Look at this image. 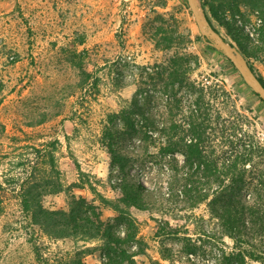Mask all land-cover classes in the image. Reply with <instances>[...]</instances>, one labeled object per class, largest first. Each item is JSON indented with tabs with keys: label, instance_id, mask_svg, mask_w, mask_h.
<instances>
[{
	"label": "rangeland",
	"instance_id": "374dc122",
	"mask_svg": "<svg viewBox=\"0 0 264 264\" xmlns=\"http://www.w3.org/2000/svg\"><path fill=\"white\" fill-rule=\"evenodd\" d=\"M199 2L235 27L254 53L248 62L264 79L260 10L249 0ZM179 62L184 81L173 84V95L165 83ZM196 100L207 114L212 156L241 149L252 135L264 146V105L207 49L186 0H0V182H16L1 193L0 264H73L86 246L96 250L83 264L89 256L90 264L106 261L102 241L49 239L21 211L17 184L32 172L50 174L43 151L53 149L69 191L44 196V207L67 209L74 194L93 201L104 223L119 231L115 212L89 184L114 199L119 183L136 181L147 188V209H131L141 241L132 246L143 251L133 258L137 264H222L221 250L232 242L219 239L205 203L191 206L178 194L188 170L182 154L159 150L162 124L176 121L187 129ZM143 135L152 138L143 141ZM112 150L123 160L113 161ZM204 187L211 192L213 185Z\"/></svg>",
	"mask_w": 264,
	"mask_h": 264
},
{
	"label": "trees",
	"instance_id": "16d2710c",
	"mask_svg": "<svg viewBox=\"0 0 264 264\" xmlns=\"http://www.w3.org/2000/svg\"><path fill=\"white\" fill-rule=\"evenodd\" d=\"M249 1L260 10L262 15L259 46L264 50V0ZM204 11L208 22L216 31L218 29L212 23V18L239 44V51L250 68L255 71L248 62L254 53L250 47L243 45L237 39L235 27L216 15L213 8L209 7ZM206 47L210 52H217L207 44ZM217 53L232 70L237 72L226 57ZM184 60L185 58H180V61ZM180 66L179 62L171 68L167 75L168 81L165 83L166 87L170 86L169 91L173 95V84L176 82L181 84L184 81V78L178 77ZM256 75L264 86L263 77L257 73ZM244 86L254 94L249 87L245 84ZM174 100L176 105L181 103L177 98ZM259 101L262 103L260 99ZM190 113L187 129H182L183 125L176 121H171L169 126L163 123L161 128V136L164 138L163 146L159 149L161 156L179 152L183 156V167L188 168L186 171L181 170L182 183L178 194L189 198L191 206L205 203L210 216L217 222L219 239L228 238L232 242L227 250H221L222 264L264 263V146L252 135L249 142L244 143L241 149L224 151L222 155L214 157L206 149L208 118L199 100H196V105ZM130 126H133V123H130ZM143 136L141 137L143 141L152 138L151 135ZM53 150L43 151L50 174L45 170L41 175L32 172L29 173L28 178L25 177L17 184L16 196L21 211L29 218V223L36 225L49 239L74 238L82 241L95 239L102 241L100 249L106 250V261L103 264H137L133 258L143 251L132 246L133 244L140 246L141 241L137 237V224L132 217L131 209H147L142 196L147 188L142 183L125 180L118 184L117 189L121 195L110 199L95 191L93 185L89 184V189L95 192L99 203L107 205L115 212V223L121 227L119 231H115L113 225L104 223L101 219L102 211L93 201L76 197L74 194H69L67 209H48L42 203L44 196L69 191L55 166ZM112 152L113 161L123 160L122 156L114 155L113 150ZM15 183L11 177L0 182V212L3 210L1 193L5 192L7 186ZM210 185L213 187L211 192H208L204 186ZM168 232L175 235L178 230L168 225ZM203 234L207 235V232L203 231ZM184 238V240L189 239V237ZM95 250V246L83 247L81 256L73 264H83L82 257L92 254ZM186 251L190 252L191 247H187Z\"/></svg>",
	"mask_w": 264,
	"mask_h": 264
},
{
	"label": "water",
	"instance_id": "95a60500",
	"mask_svg": "<svg viewBox=\"0 0 264 264\" xmlns=\"http://www.w3.org/2000/svg\"><path fill=\"white\" fill-rule=\"evenodd\" d=\"M186 2L202 41L229 60L241 77L243 83L249 87L264 104V86L259 81L255 72L250 68L243 54L233 44L226 41L224 37L211 26L199 0H186Z\"/></svg>",
	"mask_w": 264,
	"mask_h": 264
},
{
	"label": "crops",
	"instance_id": "0c3cea01",
	"mask_svg": "<svg viewBox=\"0 0 264 264\" xmlns=\"http://www.w3.org/2000/svg\"><path fill=\"white\" fill-rule=\"evenodd\" d=\"M94 261H93V258L91 257V256H89V257H86V259H85V264H90V263H93Z\"/></svg>",
	"mask_w": 264,
	"mask_h": 264
}]
</instances>
